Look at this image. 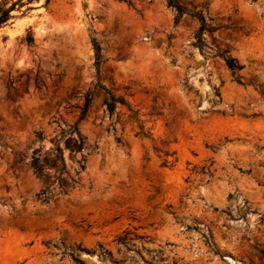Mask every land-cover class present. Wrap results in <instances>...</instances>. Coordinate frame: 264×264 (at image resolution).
Instances as JSON below:
<instances>
[{
    "label": "rangeland",
    "instance_id": "374dc122",
    "mask_svg": "<svg viewBox=\"0 0 264 264\" xmlns=\"http://www.w3.org/2000/svg\"><path fill=\"white\" fill-rule=\"evenodd\" d=\"M176 1L33 0L0 28V264H261L264 0Z\"/></svg>",
    "mask_w": 264,
    "mask_h": 264
},
{
    "label": "trees",
    "instance_id": "16d2710c",
    "mask_svg": "<svg viewBox=\"0 0 264 264\" xmlns=\"http://www.w3.org/2000/svg\"><path fill=\"white\" fill-rule=\"evenodd\" d=\"M33 0H0V28L7 24V22L13 18V15L11 14L12 11L16 9V7H22L24 5L29 4ZM168 5L173 7L176 11L178 16H182L185 13L184 8L176 1V0H166ZM50 0H46V3H49ZM197 19L200 21V26L195 32V38H196V46L199 48L200 51H203V48L205 47L204 37L203 34L205 31L212 32L214 29L205 22L204 17L201 14H197ZM28 44H33V38L31 36L27 37ZM93 47L95 50V60L96 64L100 65L103 62V56L101 54V48L100 46L94 42ZM217 55L222 57L225 61V64L227 67L232 71V73L235 75V79L237 81L240 80V76L236 75V73L243 67L241 64H239L236 60V58L230 56L228 54L227 49H219L217 51ZM103 88V87H101ZM104 89V88H103ZM108 94V97L106 99V108L110 114L113 113L116 104L120 103L122 105H126L125 99L121 96H118L116 94H113L109 91H106ZM91 102L90 94L86 95L84 106L82 109V115L80 118H82ZM76 134V143H77V149L80 150L83 147L84 144V138L80 135V133L77 131L76 127H72L69 131L70 135ZM56 152L59 154V158L62 162V167L60 169V173L64 171L65 169V163L63 159V154L60 148L55 149ZM83 167V165H82ZM257 258L260 261L261 264H264V249L257 250ZM83 264V263H81Z\"/></svg>",
    "mask_w": 264,
    "mask_h": 264
}]
</instances>
